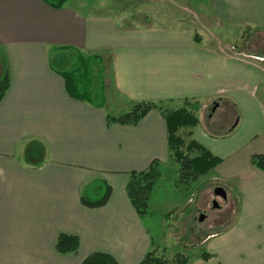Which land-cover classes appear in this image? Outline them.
<instances>
[{
	"label": "crops",
	"instance_id": "0c3cea01",
	"mask_svg": "<svg viewBox=\"0 0 264 264\" xmlns=\"http://www.w3.org/2000/svg\"><path fill=\"white\" fill-rule=\"evenodd\" d=\"M184 2L68 0L55 9L41 0H0V81L9 74L0 100V264H82L93 253L139 264L160 248L125 187L129 173L154 160L163 169L172 160L168 130L158 109L134 126L107 125L110 106L118 113L115 105L125 111L131 102L194 113L197 125L179 134L190 133L189 140L220 159L208 174L237 200L236 219L199 243L209 258L199 254L189 264H264V173L250 162L264 155V98L236 84L242 71L264 76V67L209 44L208 33L191 26L209 17L241 39L243 28L264 30V0H193L186 13ZM65 54L70 63L98 57L105 107L69 97L60 75L69 67L51 63L55 55L69 64ZM215 105L203 123L197 114ZM220 108L240 112L222 135L210 130L224 120H211ZM95 180L110 186L111 196L87 208L80 195ZM60 235L77 238L75 253L56 250Z\"/></svg>",
	"mask_w": 264,
	"mask_h": 264
},
{
	"label": "rangeland",
	"instance_id": "374dc122",
	"mask_svg": "<svg viewBox=\"0 0 264 264\" xmlns=\"http://www.w3.org/2000/svg\"><path fill=\"white\" fill-rule=\"evenodd\" d=\"M184 1L185 6L188 7V9L184 10L186 13L192 6L193 0ZM198 11L200 13L202 11L205 12V10L202 9H198ZM200 19L198 23L190 24L196 27L195 30L199 31L201 35L204 32L208 33L202 36L207 39L209 44L214 46L218 44L219 47L222 49L224 48L223 50L226 51L233 50L231 52H243L246 54V58H250L251 56L262 64V66L260 64L258 67H264L263 29L255 27L243 28V36L239 39L238 33L234 36L235 33L232 30L230 37L228 33L230 29L213 24L209 17L203 18L204 22L207 23H203ZM188 20H190V18ZM172 26H175V24ZM239 36L241 37V35ZM64 57H67L69 64H61L59 56L53 55L51 58L52 65L57 69L69 67L71 65L70 55L65 54ZM262 71H264V69H262ZM263 80L264 76L261 75L259 71H257L255 75H252L251 71L247 73L242 71L239 82L237 81L236 84H238V89L243 93L254 90L256 96L262 99L264 98ZM107 90L106 98L111 101V91L110 89ZM121 107L122 105L120 104L114 106L118 113L123 112ZM107 110L109 114H116V111L112 109L111 106ZM211 110L212 109H203L197 114L203 123L209 121V117L212 114ZM225 112L224 109L220 108L213 113L211 119L213 122L225 116L222 124L220 123L219 129H210L213 133L215 132L218 135H222L232 123L236 122L240 115L239 110L236 108H233L231 114L226 115ZM178 169L177 164H175L173 160L169 161L166 166L163 167L162 178L160 180L161 187L156 190L152 197L151 206L148 204L147 213L152 212L153 218H150L149 214L143 216L144 222L149 229L151 239L154 241L153 243H159L160 245V248L156 251V255L166 259L169 264H172V259L177 255H184L189 261L195 260L199 254L205 252V247L199 244L200 241L203 240L207 234L222 230L229 226L236 219L238 213V204L237 200L234 199L233 193L219 182L211 180L210 174L200 177L189 184H182V182L177 179ZM216 187H222L227 195L228 204H225L219 197L215 199L218 205L221 206L220 210L212 208L210 203L211 199H214L213 191ZM228 205L230 206L229 217L221 224L215 223V218L220 217L223 213L224 206L227 207ZM202 212L207 213V216L201 218Z\"/></svg>",
	"mask_w": 264,
	"mask_h": 264
},
{
	"label": "trees",
	"instance_id": "16d2710c",
	"mask_svg": "<svg viewBox=\"0 0 264 264\" xmlns=\"http://www.w3.org/2000/svg\"><path fill=\"white\" fill-rule=\"evenodd\" d=\"M52 8L59 9L68 0H41ZM104 70L96 56L78 57L69 68L60 71L64 81L65 91L72 99L87 102L98 107H105L104 86L102 74ZM9 87V74L0 81V100ZM158 109L163 115L168 130L169 157L178 166V181L189 184L208 172L220 163V159L212 156L208 151L199 146L195 141L189 140L190 133L185 137L179 134L180 129L192 128L198 120L187 107L174 111H164L153 102H131L127 109L116 114H106L107 125L119 124L134 126L141 121L149 111ZM185 138V139H184ZM251 165L264 173V155L251 156ZM162 176V168L159 161L154 160L149 167L140 172L129 173L126 184V195L132 207L139 217L147 214L149 200L154 187ZM111 196V187L101 184L100 181H91L86 185L80 195L81 204L87 208H99L104 206ZM79 242L77 238L60 235L56 241V250L59 253H75ZM207 260L209 255L202 253L200 256ZM172 264H189V259L184 255H177L171 261ZM82 264H117L115 260L103 253H93ZM139 264H169V262L156 255V250L145 254Z\"/></svg>",
	"mask_w": 264,
	"mask_h": 264
},
{
	"label": "flooded vegetation",
	"instance_id": "af4514ba",
	"mask_svg": "<svg viewBox=\"0 0 264 264\" xmlns=\"http://www.w3.org/2000/svg\"><path fill=\"white\" fill-rule=\"evenodd\" d=\"M213 197H214V199L212 198L211 199V201H210V203H211V205H212V208H214L213 207V203H214V201L217 203V201L215 200L217 197H215L214 195H213ZM225 204H228L227 203V200H222ZM218 204V203H217ZM229 205H231V204H229ZM224 206V209H223V213H222V215L220 216V217H217V218H215V223H218V224H221L222 222H224L228 217H229V213H230V206ZM214 209H217V210H220L221 209V206H219L218 205V207H216V208H214ZM204 213L205 212H202V214L204 215ZM207 216V213H205V215H204V217H206Z\"/></svg>",
	"mask_w": 264,
	"mask_h": 264
},
{
	"label": "water",
	"instance_id": "95a60500",
	"mask_svg": "<svg viewBox=\"0 0 264 264\" xmlns=\"http://www.w3.org/2000/svg\"><path fill=\"white\" fill-rule=\"evenodd\" d=\"M216 107H217V105H215V107L212 109V112L215 110ZM213 195H214L215 197H219V198L222 199V200H227L226 192H225V190H224L222 187H216V188L214 189V191H213ZM213 207H214V208L218 207V204H217L215 201H214V203H213ZM204 215H205V213H204ZM204 215L202 214V215H201V218H203Z\"/></svg>",
	"mask_w": 264,
	"mask_h": 264
}]
</instances>
